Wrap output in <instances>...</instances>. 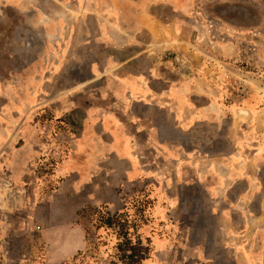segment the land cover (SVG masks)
<instances>
[{
	"label": "crops",
	"instance_id": "obj_1",
	"mask_svg": "<svg viewBox=\"0 0 264 264\" xmlns=\"http://www.w3.org/2000/svg\"><path fill=\"white\" fill-rule=\"evenodd\" d=\"M150 1L141 19L126 24L117 14L102 33L96 29L84 39L90 52L99 43L106 55L97 60L90 53V76L77 83L92 89L90 103L58 164L59 187L75 193L87 186L96 204H114L146 183L158 201L163 185L178 197L187 189L188 232L201 218L197 258L264 264V40L251 28L212 30L197 19L185 28L150 12L161 4L175 15L180 2ZM80 37L72 40L74 57ZM230 77L240 79L234 81L243 85L242 96L225 89ZM175 134L192 142H178ZM213 245L222 252H212Z\"/></svg>",
	"mask_w": 264,
	"mask_h": 264
},
{
	"label": "rangeland",
	"instance_id": "obj_2",
	"mask_svg": "<svg viewBox=\"0 0 264 264\" xmlns=\"http://www.w3.org/2000/svg\"><path fill=\"white\" fill-rule=\"evenodd\" d=\"M170 1L180 2L175 15L161 4L152 6L151 14L166 21L173 17L185 28L197 25L196 19L212 30L251 28L257 39L264 40V0ZM144 2L151 1L0 0V264H63L80 250L86 255L81 264H110L115 253L111 231L98 229L94 251L85 250L79 212L88 206L126 213L136 224L130 229L131 239L138 234L151 246L142 264L211 263L195 254L201 218L193 232L186 228L192 214L184 203L189 199L187 189L178 197L176 189L163 185L164 200L158 201L146 183L120 194L114 204H96L90 201L87 186L75 193L59 187L58 164L82 130L84 109L90 103L86 95L92 89L77 83L90 76L91 54L97 60L106 55L99 43L90 52L84 39L111 26L117 14L126 24L141 19ZM74 35L82 40L75 44L76 58ZM107 53L112 54L110 49ZM235 79L240 80L228 78L225 89L242 96L245 89ZM160 135L168 138L167 131ZM175 135L178 142H192ZM205 140L211 142L210 131ZM193 198L198 206L199 197ZM220 247L213 245L212 252H222Z\"/></svg>",
	"mask_w": 264,
	"mask_h": 264
},
{
	"label": "trees",
	"instance_id": "obj_3",
	"mask_svg": "<svg viewBox=\"0 0 264 264\" xmlns=\"http://www.w3.org/2000/svg\"><path fill=\"white\" fill-rule=\"evenodd\" d=\"M80 216L84 219V241L85 250L90 249L94 251L95 241L98 238L97 230L103 228L115 237L113 254L114 259H110V264H142V261L148 258L151 251L149 240L147 239L142 243L139 235L131 239L130 229H135V223L131 224V220L127 219L124 211L108 212L102 207L88 206L79 212ZM85 251H78L73 257L71 262L63 264H81L85 258Z\"/></svg>",
	"mask_w": 264,
	"mask_h": 264
},
{
	"label": "bare ground",
	"instance_id": "obj_4",
	"mask_svg": "<svg viewBox=\"0 0 264 264\" xmlns=\"http://www.w3.org/2000/svg\"><path fill=\"white\" fill-rule=\"evenodd\" d=\"M184 68V67H183Z\"/></svg>",
	"mask_w": 264,
	"mask_h": 264
}]
</instances>
